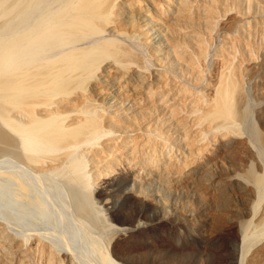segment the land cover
Masks as SVG:
<instances>
[{
    "label": "bare ground",
    "instance_id": "6f19581e",
    "mask_svg": "<svg viewBox=\"0 0 264 264\" xmlns=\"http://www.w3.org/2000/svg\"><path fill=\"white\" fill-rule=\"evenodd\" d=\"M263 4L0 0V156L21 159L35 172L59 174L78 186L70 187L74 192L97 183L106 205L117 195L112 180L119 175L134 198H152L159 208L166 206L163 189L172 193L187 187L202 204L215 177L222 179L216 189L243 184L249 178L238 170L251 150L239 130L246 118L248 69L242 66L257 62L250 44L231 33L238 21L241 35L246 27L251 32L250 13L226 23L221 16L250 9L259 19ZM221 36L230 48L224 56ZM238 45L241 59L234 63ZM256 138L264 149V132L257 131ZM258 187H245L246 194L259 196ZM78 195L79 209L72 204L91 216L85 195ZM5 210L0 212L5 216H0V264H77L66 248L29 230H12L6 221L10 210ZM246 235L243 230L235 263L264 264L262 254L245 260L251 245ZM103 258L104 264L120 263L109 251Z\"/></svg>",
    "mask_w": 264,
    "mask_h": 264
},
{
    "label": "rangeland",
    "instance_id": "374dc122",
    "mask_svg": "<svg viewBox=\"0 0 264 264\" xmlns=\"http://www.w3.org/2000/svg\"><path fill=\"white\" fill-rule=\"evenodd\" d=\"M245 11L250 13L247 26L251 32L246 27L245 34L241 35V21H238L237 29L231 33L237 37L238 42L241 39L250 44L252 56L257 62L252 68L246 64L242 66V69L246 66L248 69L244 71L246 120L240 123L239 130L247 140L251 155H247V162L238 171L245 172L250 181L247 178L243 180V184L241 180L235 181L220 190L215 187L222 184V179L215 177L216 182L210 181V188L202 204L197 202L196 194L187 187L172 193L163 189L161 197L166 206L159 208L152 198H134L127 191L128 183L119 175L118 179L112 180L119 187L117 195H113L110 198L111 203L106 205L98 194L97 183L91 184L92 188H84L85 191L79 187L78 192H74L78 186H74L61 175L35 172L23 161L21 163V159L2 155L0 212L10 210L9 218L6 217L8 226L18 233L29 230L27 234H39L58 249L66 248L77 264H104L103 255L108 251L119 264H236L238 242L242 241L243 230L247 234L246 241L251 244L247 245L249 249L246 251L245 260L264 255V217L260 215L264 212V149L256 138L257 131L264 132V4L259 19L253 10L233 9L221 16V22L226 23L234 15L243 14ZM260 24L263 29L258 28ZM219 38V52L223 49L224 56L230 49L226 48L229 42H224L226 38L222 36ZM212 46L213 44L209 49ZM240 49L238 45L234 63L241 59ZM207 62L212 69V57H208ZM11 175L13 180L10 179ZM15 183L22 184L25 190H20L22 186H16ZM257 186L259 196L250 197L246 194L247 187L254 190ZM80 192L85 195L89 210L92 211L91 216H95L97 221L94 217L92 219L95 222L91 221V216L85 213L89 217L86 218L83 213L86 216L83 217L82 212L77 211L79 208L74 199L78 198ZM17 193L21 199L17 197ZM73 193H78V196L75 194L76 198H73ZM30 198L34 200L31 201ZM72 203L76 204L77 209ZM128 204L133 205L134 209L127 210ZM2 214L0 216H4Z\"/></svg>",
    "mask_w": 264,
    "mask_h": 264
},
{
    "label": "water",
    "instance_id": "95a60500",
    "mask_svg": "<svg viewBox=\"0 0 264 264\" xmlns=\"http://www.w3.org/2000/svg\"><path fill=\"white\" fill-rule=\"evenodd\" d=\"M237 260V259H236Z\"/></svg>",
    "mask_w": 264,
    "mask_h": 264
}]
</instances>
